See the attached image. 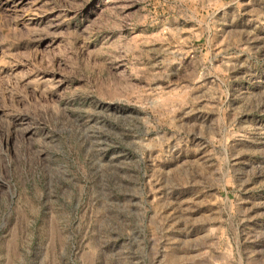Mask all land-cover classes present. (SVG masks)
<instances>
[{
    "label": "rangeland",
    "instance_id": "1",
    "mask_svg": "<svg viewBox=\"0 0 264 264\" xmlns=\"http://www.w3.org/2000/svg\"><path fill=\"white\" fill-rule=\"evenodd\" d=\"M0 264H264V0H0Z\"/></svg>",
    "mask_w": 264,
    "mask_h": 264
}]
</instances>
